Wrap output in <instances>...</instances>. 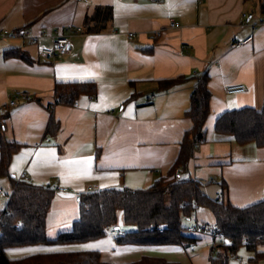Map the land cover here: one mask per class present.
<instances>
[{
    "label": "crops",
    "instance_id": "0c3cea01",
    "mask_svg": "<svg viewBox=\"0 0 264 264\" xmlns=\"http://www.w3.org/2000/svg\"><path fill=\"white\" fill-rule=\"evenodd\" d=\"M169 18L180 25L169 27ZM69 27L80 28L70 36L71 51L53 59L43 56L40 47L50 45L55 34H66ZM20 29L36 36V42L0 36V103L7 102L15 89L34 96L0 113V138L17 146L8 165L12 176H27L30 182L54 190L46 216L48 238L69 230L79 217L75 192L145 188L167 173L192 124L184 111L194 78L169 89L157 85L160 79L180 75L207 73L211 92L206 140L193 149L189 176L201 182L208 196L236 206L264 197V145L239 144L231 135L214 131L222 112L262 107L260 0H0V33ZM249 34L248 42L231 45ZM14 48L28 59L4 56L5 50ZM68 81H91L96 92L60 103L55 84ZM233 83L246 88L227 93L225 86ZM149 94L154 96L148 102ZM52 119L53 131L48 129ZM0 187L5 192L0 194L2 210L7 188L12 190L8 175L0 174ZM193 215L194 223L215 221L206 208H197ZM118 224L127 231L137 229L122 220ZM183 233L194 238L187 247L120 243L108 234L109 238H97V250L109 262L150 255L181 264H210L214 238L204 231ZM258 249L264 251V244ZM239 253L230 264H264V257L248 260L252 251Z\"/></svg>",
    "mask_w": 264,
    "mask_h": 264
},
{
    "label": "trees",
    "instance_id": "16d2710c",
    "mask_svg": "<svg viewBox=\"0 0 264 264\" xmlns=\"http://www.w3.org/2000/svg\"><path fill=\"white\" fill-rule=\"evenodd\" d=\"M260 5L264 7V0H260ZM4 56L28 59L18 48L5 50ZM192 77L190 104L184 111L192 124L184 132L176 159L167 173L145 188L109 187L81 194L79 217L69 230L59 232L53 239L46 234V216L54 196L53 188L12 176L8 165L17 146L0 138V174L8 175L12 184L6 205L0 210V264H181L149 255L130 262H109L101 259L97 249L39 251L15 258L6 250L38 243H81L97 239L105 235L104 226L116 224L119 215L123 223L134 224L137 229L116 236L117 242L187 247L194 238L184 235L183 220L190 219L197 208L213 213L215 221L211 229L224 241L210 252V264H230L241 249L253 252L249 261L264 257V251L258 249L264 244V197L242 207L236 206L208 196L201 190V182L188 174L193 149L206 140L205 122L210 113L211 97L207 86L209 76L207 73L180 75L160 79L157 85L158 89H169ZM95 92L96 86L91 81L57 82L54 89L57 100L64 104L72 103L80 93ZM55 128L52 119L48 129ZM214 131L231 135L239 144L264 145V100L260 109L244 106L222 112L215 119ZM177 170L180 177L175 176ZM221 184L224 186V181ZM160 226H163L162 231H158Z\"/></svg>",
    "mask_w": 264,
    "mask_h": 264
},
{
    "label": "built area",
    "instance_id": "2783aa9c",
    "mask_svg": "<svg viewBox=\"0 0 264 264\" xmlns=\"http://www.w3.org/2000/svg\"><path fill=\"white\" fill-rule=\"evenodd\" d=\"M87 1V0H84ZM243 16L245 17L246 14L243 13ZM169 27H178L180 25V23L176 20H174L173 18H169L168 20V24ZM80 30L79 27H69L68 28V32L66 34H62V33H58L55 34L52 38L51 44L48 46H42L40 47L39 51L40 53L45 56L48 59H53L55 58L57 55H61V54H65V53H69L71 51V41H70V36L71 34L77 33ZM156 34H159V30L155 32ZM129 35H133L132 32L129 33ZM0 36H12V37H19V38H29L32 42H36V36L29 34L26 30L24 29H20V30H15V31H8V30H3L0 33ZM252 38V35L249 34L248 36L240 39V40H236L233 41L231 43L232 46H240L246 42H248L250 39ZM246 88V86L243 83H233V84H228L225 86V91L227 93H235V92H242L244 91ZM34 96V94L21 90V89H15L12 92L11 97L8 99L7 102L4 103H0V113L5 112L9 107H13L15 105L18 104L19 101H25V100H29ZM154 94H149L147 96V101L149 102L152 98H153ZM175 176L176 177H180L181 174L180 172L177 170L175 172ZM25 179H27V176H24ZM58 190L60 191H65L66 187L64 186H58L57 187ZM0 194L4 195L5 192L2 190V188L0 187ZM74 199L77 202L81 201V194L80 192H75L74 193ZM150 230H152V227H149ZM163 230V226H160L158 228V231H162ZM186 230L189 231H204L209 233L210 235H212V237L214 238V241L212 242V251L215 250V247L219 244L222 243V240L217 238L219 237L218 233L214 230H212L210 228V226H207L206 223L204 222H195L193 224H190ZM102 231L105 234H109V235H113V236H120V235H124L127 230L124 229L123 227L119 226V225H106L102 228Z\"/></svg>",
    "mask_w": 264,
    "mask_h": 264
},
{
    "label": "rangeland",
    "instance_id": "374dc122",
    "mask_svg": "<svg viewBox=\"0 0 264 264\" xmlns=\"http://www.w3.org/2000/svg\"><path fill=\"white\" fill-rule=\"evenodd\" d=\"M10 192H11V190L8 187L7 191H6V195L4 196V199L7 200L8 195L10 194ZM203 209H205V208H203ZM121 220H122V218L119 215L115 225H119L120 226V224H118V223ZM183 221H184V223L186 225L189 226L190 224L194 223L193 222L194 221V215L190 219H184ZM213 224L212 225L207 224V226H210V228H211V227H213ZM107 225H109V224H107ZM111 225H113V224H111ZM122 226H124V225H121V227ZM107 235L108 234L102 236L101 238H106V237L109 238ZM211 237H212V235H211ZM217 238L221 239L222 243L224 242L222 238H220V237H217ZM99 241L100 240L97 239V240H90V241L81 242V243H54V242L38 243V244L10 247L6 251H7V254L10 257H14L15 258V257H21V256H24V255H28L30 253L39 252V251L70 250V249H84V248L85 249H98ZM238 255H240V253H238ZM159 257H161V256H159ZM127 262H130V261H127ZM118 263H121V262H118ZM236 263L237 262H235V264ZM231 264H234V262H232Z\"/></svg>",
    "mask_w": 264,
    "mask_h": 264
}]
</instances>
